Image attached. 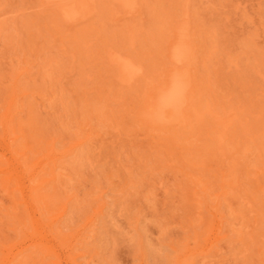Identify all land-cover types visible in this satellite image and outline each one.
Here are the masks:
<instances>
[{"label":"rangeland","instance_id":"rangeland-1","mask_svg":"<svg viewBox=\"0 0 264 264\" xmlns=\"http://www.w3.org/2000/svg\"><path fill=\"white\" fill-rule=\"evenodd\" d=\"M0 264H264V0H0Z\"/></svg>","mask_w":264,"mask_h":264},{"label":"bare ground","instance_id":"bare-ground-1","mask_svg":"<svg viewBox=\"0 0 264 264\" xmlns=\"http://www.w3.org/2000/svg\"><path fill=\"white\" fill-rule=\"evenodd\" d=\"M119 1L122 5L126 6H132L133 4V0ZM66 14L69 19H72L79 14V11L75 9L74 6H72L66 11ZM180 32L175 36L174 39H172L170 43V45L174 47V50L172 51V57L178 62L182 61L187 55L185 45H178L182 41V32ZM120 62H122V60H120ZM122 67L126 76H131L134 73V67L128 62L123 64ZM186 90V82L182 73H180L178 69L170 72L164 82V85L156 89L151 101L149 102V106L147 107V113L149 115L148 117L153 121H163L168 119V113L174 115L178 111L185 98Z\"/></svg>","mask_w":264,"mask_h":264}]
</instances>
